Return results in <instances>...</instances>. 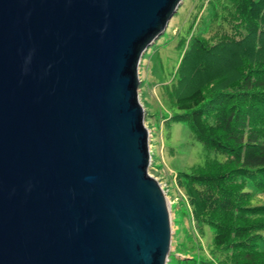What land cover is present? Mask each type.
<instances>
[{"label":"water","instance_id":"obj_1","mask_svg":"<svg viewBox=\"0 0 264 264\" xmlns=\"http://www.w3.org/2000/svg\"><path fill=\"white\" fill-rule=\"evenodd\" d=\"M182 0H0V264H168L143 53Z\"/></svg>","mask_w":264,"mask_h":264},{"label":"trees","instance_id":"obj_2","mask_svg":"<svg viewBox=\"0 0 264 264\" xmlns=\"http://www.w3.org/2000/svg\"><path fill=\"white\" fill-rule=\"evenodd\" d=\"M195 28L161 91L178 110L170 118L225 157L208 155L177 182L214 230L204 263L264 264V0H208Z\"/></svg>","mask_w":264,"mask_h":264},{"label":"rangeland","instance_id":"obj_3","mask_svg":"<svg viewBox=\"0 0 264 264\" xmlns=\"http://www.w3.org/2000/svg\"><path fill=\"white\" fill-rule=\"evenodd\" d=\"M208 0H182L174 13L169 29L143 53L139 64V98L145 107V124L150 131L152 155L149 172L161 183L172 219V248L168 264H207L212 254L214 230L208 224L201 227L196 221L189 201L177 182L179 171H190L209 156L223 154L208 152L194 135L189 123L171 119L174 109L161 91L176 70L182 52L181 40L187 39L195 28ZM208 18L200 23L206 32ZM198 31V29H197ZM165 36L159 46L158 41ZM162 41V40H161ZM264 202V193L256 196Z\"/></svg>","mask_w":264,"mask_h":264}]
</instances>
